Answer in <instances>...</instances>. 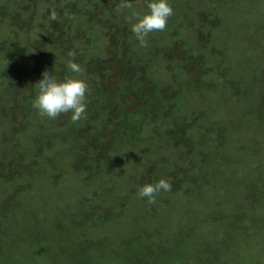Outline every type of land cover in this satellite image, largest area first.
<instances>
[{"label": "rangeland", "instance_id": "rangeland-1", "mask_svg": "<svg viewBox=\"0 0 264 264\" xmlns=\"http://www.w3.org/2000/svg\"><path fill=\"white\" fill-rule=\"evenodd\" d=\"M83 1L0 0V23L9 21L5 38L0 37V211L13 210L12 226L0 219L5 247L0 245V264H74L67 255L80 251L85 241L100 244L109 236L108 245L115 246L125 239L133 244L142 235V246L129 247L140 264L148 256L153 261L148 264H156L157 254L161 258L176 245L170 252L179 256L168 251L169 264H264V106L257 101L264 93V0H170L173 15L166 28L150 33L144 46L128 34L136 18L147 12L146 0H128L127 9H121L122 0ZM75 12L83 16L71 23ZM12 39L22 44L11 47ZM75 44L82 46L76 49ZM70 51L85 70L82 78L87 72L97 76L106 66L113 84L121 81L127 66L133 72L134 58L137 95H127L129 89L122 93L123 86L115 100L123 106L126 97L129 111L141 107L155 112L164 103L170 108L165 113L181 116L170 123L179 133L171 137L169 130L171 135L160 140L153 129L158 117H152V125L147 118L141 131H132L138 135L137 147L112 151L115 159L105 157L112 143L90 144L84 137L82 145L74 136L68 139L65 132L79 122L66 124L68 113L42 117L32 101L44 71L60 79L76 75L66 67ZM159 51L172 52L176 65L171 66V55L156 56ZM179 73L185 76L179 84L193 86L205 73L211 88L193 87L189 98L171 108L176 90L166 92V87ZM105 74L98 76L99 82L107 83ZM157 83L169 98L149 103ZM224 86L232 89V96L222 93ZM89 87L87 101H95L98 88ZM250 88L255 89L253 98L247 93ZM211 114L216 118L210 119ZM101 122L95 125L101 128ZM214 123L217 142L212 141ZM55 125L61 127H54L61 135L57 138L52 135ZM194 126L202 127L198 135ZM228 133L234 145L218 143ZM209 141L212 149L202 145ZM205 151L211 157H204ZM91 155L97 158L92 163L87 160ZM237 170L240 174L234 175ZM202 172L212 181L206 193L196 195L191 178ZM162 178L170 181L171 191L155 194L154 203L137 195L140 186ZM85 216L91 219L83 224ZM111 216L108 224L95 221ZM178 234L187 243H178ZM93 252L102 254L100 248Z\"/></svg>", "mask_w": 264, "mask_h": 264}, {"label": "trees", "instance_id": "trees-1", "mask_svg": "<svg viewBox=\"0 0 264 264\" xmlns=\"http://www.w3.org/2000/svg\"><path fill=\"white\" fill-rule=\"evenodd\" d=\"M83 1V0H81ZM84 2V1H83ZM75 7H78V2L76 3ZM69 14V13H68ZM74 16L71 17V23H73V20H74V17L75 16H78V17H81L83 16L81 13H78L75 12L73 13ZM70 15V14H69ZM6 21L5 22H1L0 23V37L1 38H5V35H6V30L8 28V24H9V21L7 19H5ZM69 22V23H70ZM5 27H7L6 29H4ZM36 30V28H34ZM129 35H133V32H130L128 34ZM13 37V36H12ZM75 38V37H74ZM73 39V38H72ZM77 39V38H76ZM74 39V40H76ZM83 39V38H82ZM33 42L31 41L30 42V45L32 44ZM22 43H17L15 42L14 39H12V42H11V47L15 48L16 49V45H21ZM72 45V43H71ZM82 45H76L75 46H72L76 49L80 48ZM8 46V48H10V50H14L13 48H11ZM30 46L29 45H25V49L28 50ZM30 49V48H29ZM160 50V49H159ZM17 53V52H16ZM161 53H165L164 55H171V66H175L176 65V61L178 60L177 57L175 55L172 54V52H167V51H159V54L160 55H156L158 57L161 56ZM151 58V56H150ZM185 61H189L188 59H186ZM136 64V61L135 59L133 58L132 60V64H130V67L133 69V72L132 73H129L127 68H124L122 69V73L121 74V81L118 82V83H114L118 88L117 90L115 89V86H113V79L111 77V72L110 70H106L108 69L106 66H103V68H101L99 71H98V74L101 76L103 74V72L105 71V78L107 83H103V82H99V75L97 76H91L88 72H87V75H86V78L88 77L89 80H88V86H91L90 89L92 88H95V84H96V87L98 88V90L95 92V97L96 98H93L95 99L94 100H90L91 102H88L87 101V108H86V111L84 113V115L82 116V118L80 120L77 121V123L79 122L78 125H75L73 124V126H71V129L68 131V134L65 132L64 135H68V139H69V135L75 137L74 138V141L75 140H78V143L82 144L83 142V139L87 138L88 142L91 144V143H96L97 145H101L103 146L105 143L106 145L109 144V143H112V145L110 146L111 147V150H108V154L105 156L106 158H112L113 157V152L112 151H117L119 149H121L122 147H137L135 142L137 143L138 145V135H136V133H133L132 131L134 130H142L143 128V121L145 119L148 118V123L150 122V125H152V121L151 119H153L152 117H158V121L157 122V126H154L153 129H155L156 133H158L159 137L160 136H163V135H171V137H173V135H177L178 132L174 131L173 130V124H170L172 122V119L175 120V121H181V116L179 115L177 117V112L175 111H172L170 113H165L166 110L170 109V108H166V105L164 103H161L162 106H161V109H159L158 111L156 110L154 112V109H153V112H149L147 110H144L142 109L141 107H138L137 109L135 110H131L129 111L127 109V105H128V101H127V98L125 97L124 98V101H123V106H121L119 104L120 100L119 99H116L115 100V97H116V93L117 92H122V88L123 86L125 87L124 88V91L122 93H127L126 89H129L130 92L127 93L130 94V93H133L135 95H137V92H136V80L138 79V75H136V70H135V65ZM127 65V64H125ZM184 65V64H183ZM147 68V67H145ZM185 69L184 66H182V69ZM95 70V69H94ZM152 70V69H151ZM85 71V70H83ZM96 71V70H95ZM127 71V72H125ZM210 71V70H209ZM206 72L208 73L207 77L209 76L210 72ZM225 72L226 71H232L230 69H226L224 70ZM102 72V73H101ZM110 72V73H109ZM101 73V74H100ZM177 73H178V70H176V77H177ZM182 73H185L186 74V71L182 72ZM228 73V72H227ZM174 74V72H173ZM187 75L188 77L190 76L187 72ZM205 75V73L200 77L198 78V81L197 83L193 86V83L192 82H181L179 84V80L181 78H185V76L183 74H180L179 73V78L178 80H174V83H171L169 84L168 87H166V92H172L174 90H176V95L174 94V96L172 97V101L170 103H172V106H170L171 108L172 107H175V105L180 101V100H185V98H189V95L188 96V93L190 94H193V87L197 88V89H201L202 91H205V90H208L210 89V85L207 84V81L208 79L206 80L205 78L203 79V76ZM193 76V75H191ZM86 78H83L86 80ZM97 79V80H96ZM126 80H129L128 82H124ZM178 84V87L177 85ZM157 88H155V91H154V94L153 96L150 98V100H148L149 103H152V102H163L165 101L167 98L169 97H165V93H162L161 92V86H163L162 84H158L157 83ZM181 85V86H180ZM188 85V87H187ZM226 89L222 91L223 94H225L226 92H229V96H232V89L229 87V86H224ZM135 88V89H134ZM187 88V90H186ZM207 88V89H206ZM115 90L114 93H112L111 91L112 90ZM92 90H95V89H92ZM139 90V89H138ZM213 91H217L218 90V87L217 88H214V89H211ZM251 90L255 91L254 88H250L249 90H247V93L249 94L248 96L251 98L255 97L256 96V93L253 94L251 92ZM264 91V90H263ZM167 95V93H166ZM222 95V94H221ZM259 99V98H258ZM262 99H264V93L261 94V101L257 100L258 102H260L261 105L264 106V104L262 103ZM119 100V101H118ZM116 101V103H115ZM167 101V100H166ZM258 102H254V104H258ZM127 103V104H126ZM119 104V108H118V111L116 110V106H118ZM125 104V106H124ZM249 104V102H248ZM165 105V107L163 108V106ZM94 109V110H92ZM174 109V108H173ZM253 111V107L248 111L246 112V115H250L251 112ZM66 116V115H65ZM201 117V116H200ZM208 117H210V119L213 118H216V116L214 117V114H211L209 115ZM119 118V119H118ZM101 120V128H99L100 126L98 125H95L96 123L98 124V121ZM114 120L116 122H114ZM196 121H197V118H196ZM93 122H95L94 124H92ZM67 123H72V120H71V114L68 113L67 116H66V124ZM92 124V125H91ZM197 124H200L199 121H197ZM215 124V129L212 130L213 131V139L212 141H216V138H215V130H216V123ZM60 125V124H59ZM55 125L53 126V129H52V135L54 134V138H57L60 135V132L56 131L54 129V127L56 129H61V125ZM86 126V131L84 133H81L84 129H83V126ZM201 126H194L193 130H197V134H199V132H201ZM232 127H235L233 128L234 131H239V127L238 126H232ZM96 129H100L99 131L93 133V134H90L92 132H94L93 130H96ZM212 129V128H211ZM171 130V134L168 133L167 131ZM118 131V132H117ZM211 131V132H212ZM190 132H191V129H189L188 131H184V134H185V138H187L188 136H190ZM168 133V134H167ZM230 133V131H229ZM229 133L227 134L226 136V140L223 142H219L218 143H223L224 145H228V143L230 142L232 145H234L232 143V138L231 136L229 135ZM195 136V135H194ZM51 137V135L49 136ZM85 137V138H84ZM94 137V138H92ZM66 139V138H65ZM67 139V141H68ZM160 140L162 139L161 137L159 138ZM193 139V138H192ZM54 140V139H53ZM98 141V142H96ZM192 143H196V141H191ZM13 143V141H12ZM190 143V142H189ZM198 144H201V142H199ZM204 144V146H206L208 149H212V145L210 144V141L208 143H204L202 142V145ZM8 145V144H7ZM83 145V144H82ZM52 146V144H51ZM50 146V147H51ZM0 147L3 149V145H0ZM12 152H15L16 150L12 149L11 150ZM204 153L206 154H203L204 157L207 155V156H210L212 155V152L210 151H205ZM202 155V156H203ZM1 156V155H0ZM97 158H93L92 159V155L87 159L89 162L92 163V161H95ZM98 159H101V158H98ZM113 159H115V156L113 157ZM88 162V163H89ZM226 163V162H225ZM224 163H221V165H223ZM205 169V168H204ZM44 173V172H43ZM196 173H199V172H196ZM234 175H238L240 174V172L235 171V172H232ZM207 174V175H205ZM206 178V180H204ZM194 185L197 186L196 187V190H195V194L198 195L197 193L199 192H203V193H206V188L207 187V182L209 180L212 181V178H211V175H209L208 173L206 172H202L200 173L199 176L197 177H193L191 178ZM262 179V176L258 178V180L256 182H258V184L260 183V180ZM9 180V179H7ZM200 180V181H199ZM159 181V180H157ZM214 181V180H213ZM201 184V188L202 190L199 189L200 187V184ZM214 189H217L216 187ZM105 197V196H104ZM11 210H9L8 212L7 211H0V219H2L4 222H5V225L4 226H12L13 222H12V213H13V210L10 212ZM86 217V216H85ZM113 216H111V218H96L95 221H98L100 220L99 222H105L106 224H108L110 222V220H113L112 219ZM91 218H83V224H84V221L86 223V221L90 220ZM4 226L0 227V234L2 232V229L4 228ZM102 226V225H101ZM103 226H105V224H103ZM178 232V230H177ZM41 237V236H37L36 238H34V240H38V238ZM146 236L144 235V238ZM143 235L142 236H139L138 237V241H133V244L131 242H128L127 239L123 240L122 244L120 245L119 242H117V245H111L109 244L108 245V240H110L111 238L108 236L107 239H101L100 240V244H92V242L90 241H85V245H83L82 249L80 251H77L76 253L74 254H68L67 257L74 263V264H140L139 262H135V254H132V252L129 250V247H131V245H134L136 244L137 246H142L145 241L143 240ZM177 242L180 243V244H183L184 242V238L182 237V235L178 234V237H177ZM107 241V242H106ZM120 241V239H119ZM42 243V241H41ZM187 243V242H186ZM2 244V241H0V245ZM135 246V245H134ZM153 246V245H152ZM178 245L174 246L173 248H168L166 249L164 252H162V256L160 258V255L157 254V257L155 259V263L156 264H160L162 262V264H169V257L167 256V253L168 251L170 252V250L172 249H175L177 248ZM190 247V245H188ZM2 248H5L3 245H1ZM1 247H0V250H1ZM94 248H100L102 250V254H97V253H94L93 252V249ZM136 249V246L133 250ZM211 248H208L207 251H210ZM137 251V250H136ZM150 255H154V250L151 248L150 250ZM148 253V252H147ZM171 253V252H170ZM172 256H174V258L178 257L179 256V253L176 252V253H171ZM5 256H8V254L6 255V253L4 254ZM107 255V256H106ZM148 256V255H147ZM164 259V260H163ZM163 260V261H162ZM176 260V259H175ZM149 262H153V261H150L149 260V256H148V260L144 263V264H148ZM14 264L13 260L11 261V264ZM143 264V263H142ZM154 264V263H153Z\"/></svg>", "mask_w": 264, "mask_h": 264}, {"label": "clouds", "instance_id": "clouds-1", "mask_svg": "<svg viewBox=\"0 0 264 264\" xmlns=\"http://www.w3.org/2000/svg\"><path fill=\"white\" fill-rule=\"evenodd\" d=\"M147 12L136 18L132 23L131 31L135 38L144 46L148 35L155 31H163L168 19L173 15L170 0H146ZM128 0H122L121 9L129 7ZM66 67L69 75L60 79L52 71H44L42 78L35 84L39 91L32 101V106L42 117L55 119L61 114H71L72 121H78L84 115L87 108L88 83L80 74L82 66L74 60L75 53L69 52ZM171 183L167 179H160L155 183H146L137 189L140 198H146L147 202H155V194L171 191Z\"/></svg>", "mask_w": 264, "mask_h": 264}]
</instances>
